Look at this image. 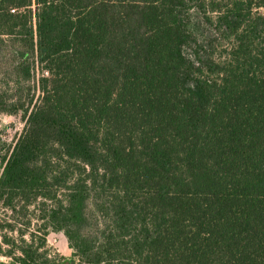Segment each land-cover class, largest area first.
I'll list each match as a JSON object with an SVG mask.
<instances>
[{"label": "trees", "instance_id": "1", "mask_svg": "<svg viewBox=\"0 0 264 264\" xmlns=\"http://www.w3.org/2000/svg\"><path fill=\"white\" fill-rule=\"evenodd\" d=\"M0 78L9 264H264V0H0Z\"/></svg>", "mask_w": 264, "mask_h": 264}, {"label": "rangeland", "instance_id": "2", "mask_svg": "<svg viewBox=\"0 0 264 264\" xmlns=\"http://www.w3.org/2000/svg\"><path fill=\"white\" fill-rule=\"evenodd\" d=\"M190 27L196 34L197 38L203 44H205L210 31L209 26L203 23L201 18H199L198 15L195 14L192 18ZM225 47V43L217 44V48H215L214 51V57L216 60L222 58L225 55ZM40 75L41 74L39 68L37 67L34 70L31 81L29 82L30 93L28 95L30 96L33 94L35 101H37L40 96V91L37 88V79L38 77H40ZM0 86H2V88L5 89L8 93H14L11 82L7 83L2 78H0ZM17 93L18 92H16V94ZM26 93V88H24L23 91L19 92L22 101L27 100ZM24 117L25 116L22 111L16 114H0V172L3 168L1 157L5 155V152L8 148L12 147L18 136L21 134L25 125ZM47 247L50 253H55L61 256H69L71 253V249L68 246L67 239L63 232L50 231L47 236ZM9 261L10 260L8 257L0 255V264H9Z\"/></svg>", "mask_w": 264, "mask_h": 264}]
</instances>
